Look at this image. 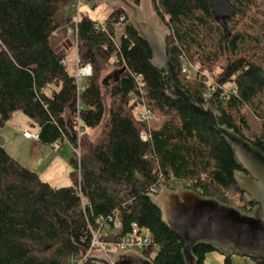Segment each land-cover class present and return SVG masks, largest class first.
Returning a JSON list of instances; mask_svg holds the SVG:
<instances>
[{
	"label": "trees",
	"instance_id": "1",
	"mask_svg": "<svg viewBox=\"0 0 264 264\" xmlns=\"http://www.w3.org/2000/svg\"><path fill=\"white\" fill-rule=\"evenodd\" d=\"M86 1L97 8L96 1ZM225 1L237 23L230 34L209 0L151 4L167 30L168 59L179 70L173 83L201 109L213 96L219 126L264 154V21L250 19L254 11L264 18V0ZM75 2L0 0V129L21 112L39 128L41 144L68 143L74 150L73 185L56 189L0 146V264H79L91 249V229L114 214L122 230L106 233L102 241L116 242L137 225L150 238L142 251L146 258L186 264V243L163 222L151 189H186L235 208L229 196L234 193L243 203L239 209L251 214L256 205L246 203L236 178L242 168L231 146L190 103L168 96L166 73L153 65L152 51L136 28L129 26L118 40L119 28L130 20L122 6L111 12L105 29L92 16H81L76 40ZM133 3L140 6L141 0ZM75 48L82 65L93 68L80 98L73 73L63 64ZM181 58L189 62L187 74ZM218 65L221 72L210 77ZM111 66L112 84L105 92L102 75ZM143 101L163 116L160 126L138 121ZM78 115L88 131L100 128L96 140L85 136L79 144L73 136L69 124L75 129ZM249 116L260 123L256 131ZM144 131L148 142L141 139ZM213 252L210 244L192 250L198 264H206ZM250 259L264 264V258ZM225 264H233L232 257Z\"/></svg>",
	"mask_w": 264,
	"mask_h": 264
},
{
	"label": "water",
	"instance_id": "2",
	"mask_svg": "<svg viewBox=\"0 0 264 264\" xmlns=\"http://www.w3.org/2000/svg\"><path fill=\"white\" fill-rule=\"evenodd\" d=\"M106 2L122 6L130 15L129 22L118 31V40L129 26H134L139 38L146 42L152 51L153 65L166 73L168 96L190 103L185 91L172 81L179 70L168 59L167 36L159 28L158 15H153L148 0H144L143 12L129 0ZM191 107L233 149L242 168V172L236 174L238 184L245 193L246 203L255 204L256 207L251 214L243 213L239 209L211 198H202L186 189L170 191L162 188L158 195H151L152 201L160 209L162 220L170 231L186 243V264H198L192 250L200 244L214 246L225 258L233 255L264 258V154L235 133L219 126V112L213 96L206 97V108L201 109L192 104ZM69 128L76 137L71 124ZM0 146H5L2 139ZM83 258V264H154L135 251L115 254L112 262L104 255L90 257L86 252H83Z\"/></svg>",
	"mask_w": 264,
	"mask_h": 264
},
{
	"label": "rangeland",
	"instance_id": "3",
	"mask_svg": "<svg viewBox=\"0 0 264 264\" xmlns=\"http://www.w3.org/2000/svg\"><path fill=\"white\" fill-rule=\"evenodd\" d=\"M96 1L97 8L94 9L91 5V9L94 11V14H92V17L96 19L98 22L104 23L111 12L120 7V5L112 4L111 2H106V0H93ZM131 3H133L134 0H129ZM152 0H148L149 5L152 9ZM215 15L218 19V21L223 24L226 28V31L228 34H230L229 27L235 26L234 22H231L232 18H234L233 11L231 10L230 6L227 4L225 0H209ZM134 4V3H133ZM141 12H143L144 9V0H141V4L139 6ZM264 11V3L261 4L260 7ZM153 11V10H152ZM156 13L153 12V15ZM130 16V15H129ZM255 18V20H258L259 22L264 21V18L260 13L252 12L250 14V19ZM247 22V21H246ZM158 26L161 28L166 36H167V30L165 27L160 23L158 19ZM124 27L119 28L122 30ZM243 30L242 26H238L237 30ZM253 32V31H252ZM122 35V34H121ZM77 53V48L73 50L68 58H74ZM221 65H218L212 69V71L208 75L214 76L221 72ZM198 67L194 66V69L190 72V77L194 76L195 70ZM115 68L111 66L102 76V81L104 82V91L108 92L110 89V86L112 84V80L108 78L110 74L114 73ZM190 71V69H189ZM70 74L74 72V67L69 68ZM81 90H84L87 87V80H85L82 83ZM48 94H51L49 91ZM211 96V95H208ZM142 111V107H140L137 111ZM252 130L256 131L260 123L257 120L256 116H249ZM164 118L162 115L157 114L155 115V119L152 123V126L158 127L163 122ZM26 128L29 130L30 133L38 134L39 128L35 126L33 129L31 127L30 120L21 112H17L14 114L13 118L9 122L8 125H6L4 128L0 129V139H2L5 142L4 148L6 151L14 157L16 160H18L20 163H22L25 167L28 169L36 172L40 178L45 182L50 184L53 188L56 189H62V188H68L73 185V182L71 180V173L73 171V166L70 163V160L74 156V150L68 143H61L60 150L55 151L54 146H46L43 144L34 145L33 143H28L25 141L24 135H23V129ZM100 128L93 131H88V139L89 140H96L97 137L100 134ZM84 138V137H83ZM81 139V142L83 140ZM81 144V143H80ZM79 153V150H78ZM164 189L170 190L167 187H162ZM182 190V189H179ZM177 190V191H179ZM171 191V190H170ZM231 196V202L235 204L237 207L236 209H239L243 205L240 200V196L231 193L229 194ZM241 211V209H239ZM110 253L116 252L115 248H110L108 250ZM232 263L233 264H253L252 260L248 257L243 256H232ZM206 264H225V257L221 255L219 252H213L207 255L206 258Z\"/></svg>",
	"mask_w": 264,
	"mask_h": 264
},
{
	"label": "built area",
	"instance_id": "4",
	"mask_svg": "<svg viewBox=\"0 0 264 264\" xmlns=\"http://www.w3.org/2000/svg\"><path fill=\"white\" fill-rule=\"evenodd\" d=\"M75 16L73 17V24L75 26V36L77 40V28L80 21L81 16H92L94 11L91 9V5L87 3L86 0H76L74 4ZM98 19L97 17L95 20ZM125 20V17H122V21ZM97 21V20H96ZM98 27L105 29L104 23L98 22ZM63 64L68 68L74 67L73 77L76 82L78 97L80 98V94L85 90H81L82 83L85 80H88L93 76V68L91 65H82L80 57L78 55V51L74 58H66L63 60ZM181 71L183 74H187L189 72V62L186 58H181ZM142 78H137L138 86L141 90V96L145 97L146 94L144 90H142L143 83ZM142 111L137 113V119L141 123H145L148 126L154 121L155 115L154 113L145 105L144 101L142 104ZM82 109L80 104L78 103V114ZM76 132V137L78 138L79 144L81 143V139L88 135V130L85 129L84 123L80 120V115H78L76 125L74 127ZM24 137L27 140H38L39 134H33L29 131H24ZM141 139L144 142H148L150 139V135L147 131H144L141 134ZM55 151L60 150V145H53ZM80 156V150H79ZM161 187H154L151 189L150 195H158L161 191ZM98 228L92 231L93 242L91 245V249L87 252V256L95 257L98 255H104L106 258L112 262V258L115 254L135 251L142 254L148 246H150V238L149 236L142 232L137 225L133 226L131 234L128 236L122 237L120 240L116 242H105L102 241L103 237L108 232H118L122 230V223L119 219L118 214L111 215L107 218H100L98 220ZM110 248H115L116 252L110 253L108 250ZM85 258L79 263L83 264Z\"/></svg>",
	"mask_w": 264,
	"mask_h": 264
},
{
	"label": "crops",
	"instance_id": "5",
	"mask_svg": "<svg viewBox=\"0 0 264 264\" xmlns=\"http://www.w3.org/2000/svg\"><path fill=\"white\" fill-rule=\"evenodd\" d=\"M10 122V121H9ZM8 122V124H9ZM7 124V125H8ZM24 131H29L28 129L24 128L23 129V135H24ZM25 141H27L28 143H33L34 145H39L41 144L38 140H27L25 137L23 138Z\"/></svg>",
	"mask_w": 264,
	"mask_h": 264
}]
</instances>
